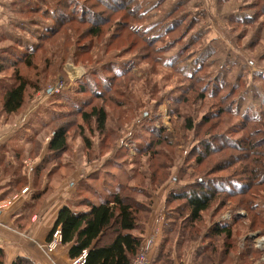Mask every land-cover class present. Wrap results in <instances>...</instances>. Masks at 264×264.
Returning a JSON list of instances; mask_svg holds the SVG:
<instances>
[{"label": "trees", "instance_id": "trees-1", "mask_svg": "<svg viewBox=\"0 0 264 264\" xmlns=\"http://www.w3.org/2000/svg\"><path fill=\"white\" fill-rule=\"evenodd\" d=\"M143 1L0 0V14L5 17L0 25V119H11L21 114L28 102L50 83V78L62 70L67 59L66 52L71 48L75 49L74 61L82 64L93 57L89 54L90 48H95L107 35L109 43L103 51L106 55L109 54L108 48L123 33L124 37H132L123 50L131 47L139 55H142L143 49H147L151 56L162 54V50L164 53V47L166 51L173 49L172 45V48L155 46L164 43L169 35L178 34L172 44L186 43L197 23L196 18L178 16L183 12L179 7L182 2L177 1L179 6L167 14L168 23L155 22L148 26L144 24L147 16ZM228 3L229 0H215L219 12ZM246 8L253 11V15L231 16L234 23L245 26L256 24L259 15L264 14V0L252 1ZM116 16L119 18L116 19ZM111 22L112 33L111 28H105ZM242 33L237 36L238 39ZM136 40H140V43L136 44ZM157 59L162 63L160 56ZM167 61H170L167 64L172 68H179L176 57ZM195 66L194 72L186 76L191 83L192 93L171 102L176 107L182 105L188 108L200 107L207 97L218 101L210 105L198 123L190 112H187L189 117L184 118L176 107L170 109V114L178 113L183 119L182 130L187 133L196 132L201 127L207 129L204 138L192 145L185 158L187 163L194 159V164H191L193 174L188 175L181 168L179 173L182 176L172 177V169L176 168L173 154L168 150L175 147L172 134L159 124V115L150 116L140 126L145 131V138L137 145L135 140V143L131 142L134 144L135 158L147 159L146 163L132 160L137 167L135 171H140L136 175L130 174L127 183L120 184L98 204L83 197L77 204L83 210L75 211L71 206H65L59 211L48 242L59 230L61 246L69 247L70 260L74 261L85 253L84 264H132L146 240L145 230L153 213L156 192L171 181L175 186L168 189L164 200V228L152 253L153 264H174V251L183 249L186 252L189 245L195 242L204 245L194 251L192 264H224L238 246L236 229L243 220L236 212L240 210L252 216L248 224L250 231H257L255 228L259 225L264 229V202L261 201L264 200V158L261 160L262 152L256 153L261 140L256 138L258 131L253 124L259 117L244 114L240 122L248 133L237 140L229 139L223 132L217 133L216 129L222 124V115L234 117L236 107L229 106V96L220 98L223 85L219 82L212 81L210 95H205L210 86L204 84L200 88V84L208 80L200 75L205 69L204 63L196 60ZM130 70H121L113 77L103 78L98 76V69L94 67L84 78L74 82L73 91L58 97L62 102L55 103L56 114L47 122L43 121L34 134L33 146L38 154L48 141V154L37 168L38 173L48 172L52 167L53 174L62 165L65 155L73 151L71 143L75 137L82 140L88 163L104 159L111 153V143L117 141L115 131L118 128L108 127L110 116L107 106L110 102L114 107L112 110L118 111V124L124 126L127 120L124 119L123 108L128 102V99L124 102V97L128 98V94H121L115 102H112V94L129 89V81L127 84L120 83L121 88H117V82L131 75ZM186 90L182 91L185 93ZM72 116L79 120L67 119ZM72 127L76 128V132H71ZM94 137L100 140L97 151L93 150L91 142ZM227 151L239 154L225 155ZM214 154L220 155V159L211 164L202 176H198L197 170ZM138 177L146 180V184ZM78 195L81 198L84 194ZM229 205H234L235 211L226 221L220 216ZM242 247L240 258L243 264L259 256L251 241L248 240ZM0 264H6L5 252L1 247ZM12 264L35 263L28 257H19Z\"/></svg>", "mask_w": 264, "mask_h": 264}, {"label": "rangeland", "instance_id": "rangeland-1", "mask_svg": "<svg viewBox=\"0 0 264 264\" xmlns=\"http://www.w3.org/2000/svg\"><path fill=\"white\" fill-rule=\"evenodd\" d=\"M177 1L182 2L180 6ZM252 1L255 0H229L226 6L223 5V7L225 6L224 10L219 12L215 5V0H144V10L147 16L144 24L146 23L148 26L155 22H158V24H165L166 21L168 23L169 19H167L166 16L172 9L176 8L175 6H179L183 10L181 14H178L179 17L196 18L197 24L190 37L186 39V43L182 45L172 44L171 42L174 41V38L178 34L169 35V37L163 41L164 43L161 42L155 46H168L170 48L173 46V49L166 51L167 48L164 47V53L162 50V54H154L153 56L148 54L147 49H143L141 50L142 55H139L133 51L131 47L128 48V50H123V47L132 40V37H124L125 33H123L120 38L115 40L113 43L114 45L108 48L109 54L107 55L104 54L103 51H105L104 46L109 43V35L103 37L95 48H90L89 54L93 56L91 60L87 62L79 60L83 62L82 64L81 62L77 64L74 61V48L66 52L67 59L62 70L55 76H52L50 78L51 81L49 80L50 83L48 82L49 84L45 85L44 90L34 97L36 103L41 98H44L45 95L49 97L39 107V109L41 108L43 111V116H47V118L56 114L54 111L56 110L54 109L55 103L62 102L59 100L61 97H58L67 95L70 91H73L74 82L80 78H84L86 73L89 74V72H91L90 69L96 67L99 72L98 76L103 78L113 77L118 71L131 69V75H127L128 77H123L117 82L118 88L120 87V83L127 84L129 81V89L126 91L124 90L125 93L121 89L120 92L118 90V93H115V95L112 94V102H115L117 97H121V94H128V98L124 97V102L127 99L128 102L126 106H124L125 108H123L124 119L127 120V123L124 124V126L118 124L117 119L119 114L116 113L118 111L114 112V110H112L114 107L110 105L109 102L107 106L110 116L108 127L110 129L118 128L116 130L118 132L115 131L117 141H112L111 153L95 164V166L101 165L100 167L103 168L100 170V174H98L99 178L88 180L91 182L86 183L88 182L86 181L84 182L86 184L84 185L83 183L81 186V188L87 189L86 194L82 195L85 196L84 198H89L93 203L98 204L101 200L109 197L111 192L120 184L127 183V177L130 174L136 175L140 171V169L137 172L135 171L137 167L132 160H141L143 163H146L147 159L135 158L133 149L134 144L131 142L133 141L135 143L136 141L137 145L142 141L141 139L145 138V131L141 129L140 126L147 122L150 116L153 118V116L159 115V124L167 128L172 134V143L175 147L168 149L173 154L172 160L175 164L174 168L176 167L172 169V177H181L182 174L179 173L181 168H183L182 170H184L186 174H193L192 165L194 164V159L187 163L185 158L192 145L204 138L207 129L201 127L200 130L196 132L190 131V134L187 133L182 130V125H184L183 119L180 118L178 113L174 115L170 114V109L176 107L171 100L177 98L181 99L183 97L182 95L192 93L190 92L191 83L186 76L192 74L196 69V60L202 61L205 66V69L200 73L204 80L206 78L208 79L203 84H200V88H202L204 84L210 86V89L206 91L205 95H210L209 92L212 90L213 85L212 81L219 82V84L223 85L220 98L229 96V98H227L229 106L236 107L234 111L237 112V114L234 115V117L222 115V122H220L222 124L219 129H216V132L220 134L223 132L228 135L229 139L233 138L237 140L248 133V129L246 130L240 122L242 118H244L246 114H249L250 117L258 116L259 120L253 123L258 131L256 138L261 140L260 149H258L256 153L259 151L262 152L263 157L261 160L264 158V14L259 15L256 24L247 26L234 23L232 21L233 17H231L234 15L241 17L253 15V11L246 8ZM242 8L244 10H242ZM115 18L118 19L119 16ZM105 28H111L112 33V22ZM241 32L243 33L240 35V39H238L237 36L241 34ZM136 41V44L140 43V40ZM185 44L189 45L185 47ZM159 56L162 59V63H159L157 59ZM172 57H176L179 60L178 69L172 68L167 64L170 62L167 60H170ZM74 70H76V72H74ZM60 79H66V82L70 81V89L64 92V94L49 95L50 93L48 90L55 87ZM185 88L187 90L184 93L182 90ZM159 99H162V101L159 102ZM217 101L218 99L207 97L200 107L189 106L188 108H184L182 105H179L176 108L179 109L181 116L184 118L189 117L187 112H190L195 122L198 123L200 121L199 119L208 112L210 105ZM95 103H98V101ZM139 106L140 108L138 109ZM203 106L204 109L202 110L201 108ZM67 119L70 121L79 120V118L75 116ZM70 130L71 132H76V128L73 129L72 127ZM91 142L94 146L93 150L97 151V146L100 145L98 137L92 138ZM71 145L73 151L69 152L67 155V163L69 166H86L85 147L82 140L79 139V137H75ZM226 154L239 153L227 151L225 155ZM219 159L220 155L215 154L207 158L205 164L197 170L198 173L196 174L202 176V173H205V170H209L208 167L211 164H215ZM66 167H64V170ZM137 179L142 180L144 184H146V180H143L141 177ZM184 182L187 183L188 180ZM87 185L90 187L86 188ZM173 186L175 185L172 181L167 185V187L171 188ZM165 190L163 189L164 192H162V189L160 192L158 190L156 194L158 195L159 192V196H163L164 198L166 195ZM77 200H80L78 196ZM261 201L264 202V200ZM229 207L231 209H228ZM229 207L225 208L223 215L220 217L226 218L229 215L231 216L235 211L233 209L234 205H229ZM225 211L228 212L225 213ZM236 213L240 214L243 220L236 229L238 246L236 250L225 259L224 264H243L244 262L243 259L240 258V254L242 253V248H244L242 246H244L248 240L251 241L255 250L259 253V256H254L255 259L253 261H246V264H264V229L259 225L255 228L257 231H250L248 229V224L250 220H252L251 214L248 215L245 210H240ZM229 220L230 219L227 221ZM205 227L206 225L204 224L203 228ZM201 243L202 242H195L190 244L189 247L186 245L185 247H188L186 252L183 251V249L174 251L173 263L184 264L188 256H190L189 264H192L194 251ZM190 252L193 253L190 254ZM183 254L185 255L179 258V256Z\"/></svg>", "mask_w": 264, "mask_h": 264}, {"label": "crops", "instance_id": "crops-1", "mask_svg": "<svg viewBox=\"0 0 264 264\" xmlns=\"http://www.w3.org/2000/svg\"><path fill=\"white\" fill-rule=\"evenodd\" d=\"M4 20V15L0 14V25ZM47 98H41L40 104L41 99L37 103L32 99L21 114L11 119H0V206L1 202L12 201L10 207L0 208V247L5 252L6 264H12L19 257H28L35 264H70L69 247L60 246L53 254L47 252L48 237L63 207L83 210L77 204L85 196L80 198L78 194H86L87 189L81 186L88 180L99 178L98 174L103 169L101 165L95 166L97 161L87 162L83 167H70L66 154L62 165L53 174L52 167L48 172L38 173L37 168L48 154V141L38 154L33 146L34 134L40 124L50 118L44 117L42 109H39ZM26 188L28 191L23 193ZM163 189L167 195L171 187L166 185L162 192ZM159 192L145 230L146 238L153 234L157 236L156 245L165 218L166 195L160 197ZM202 246L201 243L197 248ZM189 261L190 256L184 264H189Z\"/></svg>", "mask_w": 264, "mask_h": 264}, {"label": "built area", "instance_id": "built-area-1", "mask_svg": "<svg viewBox=\"0 0 264 264\" xmlns=\"http://www.w3.org/2000/svg\"><path fill=\"white\" fill-rule=\"evenodd\" d=\"M79 79V78H78ZM72 80V79H71ZM71 83L70 81L66 82V79H60L57 83V85L53 88H51L52 92L49 95L52 94H64V92H67L70 89ZM48 96L45 95L44 98H47ZM42 101V99L38 102V104H40V102ZM28 189H24L23 193L27 192ZM12 205V201H4L1 202V209L4 208H8ZM230 215L227 216L226 218H223L224 220H228L230 219ZM61 233L59 230L55 231L51 241H49L46 244V250L49 254H53L54 252H56L60 246H61ZM157 244V236L156 235H151L148 236L139 252V254L137 255V257L134 259L132 264H153V260H152V253L154 248L156 247ZM85 258H86V254L84 253L80 258L72 261L70 264H84L85 263Z\"/></svg>", "mask_w": 264, "mask_h": 264}, {"label": "water", "instance_id": "water-1", "mask_svg": "<svg viewBox=\"0 0 264 264\" xmlns=\"http://www.w3.org/2000/svg\"><path fill=\"white\" fill-rule=\"evenodd\" d=\"M48 92H49V93H51V92H52V90L50 89V90H48Z\"/></svg>", "mask_w": 264, "mask_h": 264}, {"label": "bare ground", "instance_id": "bare-ground-1", "mask_svg": "<svg viewBox=\"0 0 264 264\" xmlns=\"http://www.w3.org/2000/svg\"><path fill=\"white\" fill-rule=\"evenodd\" d=\"M74 72H76V70H74Z\"/></svg>", "mask_w": 264, "mask_h": 264}]
</instances>
